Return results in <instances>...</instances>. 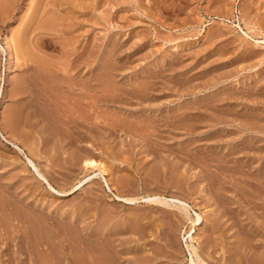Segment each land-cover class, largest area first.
Instances as JSON below:
<instances>
[{"label": "rangeland", "instance_id": "1", "mask_svg": "<svg viewBox=\"0 0 264 264\" xmlns=\"http://www.w3.org/2000/svg\"><path fill=\"white\" fill-rule=\"evenodd\" d=\"M87 86L105 113L81 141L69 116L89 124ZM70 104L85 111L75 117ZM79 144L104 167L73 158ZM261 145L264 0H0V264H189L184 233L195 226L149 196L204 216L195 228L210 264H248L255 253L235 244L257 239L264 250V228L250 224L264 205L231 181L254 175L229 151Z\"/></svg>", "mask_w": 264, "mask_h": 264}, {"label": "bare ground", "instance_id": "2", "mask_svg": "<svg viewBox=\"0 0 264 264\" xmlns=\"http://www.w3.org/2000/svg\"><path fill=\"white\" fill-rule=\"evenodd\" d=\"M8 1V0H7ZM53 1V0H52ZM59 1V0H58ZM63 2V1H62ZM62 5V4H61ZM60 6V5H59ZM2 7V6H1ZM52 21V20H51ZM47 25V24H46ZM10 35H12V33L10 34ZM7 36L6 37V43L4 44V45H2V50H3V52L2 53H5L6 55H7V58H8V70L9 71H11L12 70V68L14 67V65H15V61H16V59H17V56H18V54H17V50L16 51H13V42L14 41H12V37L11 36ZM19 42V41H18ZM21 43V42H20ZM19 44V43H18ZM23 45V44H22ZM19 46H20V44H19ZM21 48V47H20ZM23 48V47H22ZM42 71V70H41ZM43 71H45V70H43ZM42 73H44V72H42ZM45 73H46V71H45ZM45 75V74H44ZM47 76V75H46ZM56 76H57V74H56ZM58 76H60V75H58ZM152 76V75H151ZM153 77V76H152ZM44 78V77H43ZM164 78V77H163ZM57 79V78H56ZM42 80V79H41ZM49 82H50V80H49ZM74 82H77V81H74ZM64 83V82H63ZM69 83H71V82H69ZM73 83V82H72ZM175 83V82H174ZM182 83V82H181ZM75 84V83H74ZM79 84H81V83H79ZM94 84V83H93ZM93 84H91L90 83V85L92 86ZM37 85H39V84H37ZM53 85V84H52ZM78 85V84H77ZM89 85V84H88ZM62 86V85H61ZM94 86V85H93ZM92 86V87H93ZM49 87V86H48ZM60 87V86H59ZM88 87V86H87ZM86 87V88H87ZM41 88V87H40ZM44 88V87H43ZM65 88V87H64ZM75 88V87H74ZM85 88V87H84ZM85 88V89H86ZM91 88V87H90ZM89 87H88V89H90ZM247 88V87H246ZM245 88V89H246ZM251 88V87H250ZM37 89V88H36ZM46 89V88H45ZM61 89V88H60ZM73 89V88H72ZM72 89H71V91L70 90H67V91H69V92H73L72 91ZM87 89V90H88ZM35 90V89H34ZM39 90V89H38ZM38 90L36 91V92H38ZM50 90V89H49ZM64 90V89H63ZM75 90H76V88H75ZM80 90H82V89H80ZM84 90V89H83ZM91 90V92L88 94V95H86V93L85 92H87V91H85L84 92V97H86V99H87V96H89V101L88 100H86V101H88L87 102V104H85V105H87L88 107H89V109H86V108H84V109H86V111L87 110H90V113L88 112V114H89V118L87 117V115L85 114V115H83L82 114V112H84L85 110H83V108H80V107H82V106H78L81 110L80 111H82L81 112V114H79L80 113V111H78L77 109H78V107H76V106H71L72 104H70L69 106H71L70 107V109L68 108V107H66V110L69 112H73L74 113V116H75V111L77 110L79 113V117L81 116V115H83L84 116V118H86L87 117V121H88V119H90V117H91V120H89L90 122H89V124H82V123H77V120L71 115V116H69L70 118H71V122L73 123V125H76V126H74V127H79V128H81V130H80V132L82 131V134H80L79 132H77V134H78V140L80 139L81 141H83V139H85L86 140V138H84V136L85 135H83V134H85V132H91V130H92V132H94L93 131V129L92 128H96L97 127V122L95 121V119H98V117H99V112L98 111H101L102 112V110H98V107H99V104H100V102H99V98H98V96L95 94V89H90ZM244 90V89H243ZM242 90V91H243ZM33 91V90H32ZM44 91V90H43ZM60 91V90H59ZM78 91V90H77ZM247 91H248V89H247ZM65 91H63V94H66V92L64 93ZM75 92V91H74ZM81 92H83V91H81ZM134 92V91H133ZM245 92V91H244ZM243 92V93H244ZM249 92H250V90H249ZM39 93V92H38ZM37 93V94H38ZM129 93V92H128ZM236 93V92H235ZM240 93H241V91H240ZM257 93V92H256ZM36 94V95H37ZM57 94V93H56ZM55 94V95H56ZM75 94H76V92H75ZM130 94V93H129ZM131 94H133V93H131ZM135 94V93H134ZM222 94V93H221ZM220 94V95H221ZM248 94H250V93H248ZM257 94H259V92L257 93ZM262 94V93H261ZM36 95L34 96V97H36ZM54 95V96H55ZM68 95V94H67ZM73 95V94H72ZM81 95H83V93H81ZM80 95V97L81 98H83V96H81ZM100 95V94H99ZM39 96V95H38ZM60 96V95H59ZM76 96L78 97L77 99H79L80 97H79V95L78 94H76ZM102 96V95H101ZM40 97V96H39ZM75 97V96H74ZM133 97V96H132ZM33 98V97H32ZM43 98V97H42ZM61 98H62V96H61ZM63 98H68L67 96H65V97H63ZM81 98H80V101H81ZM103 98H104V96H103ZM34 99V98H33ZM45 99V98H44ZM70 99V98H69ZM73 99V98H72ZM105 99V98H104ZM218 99V98H217ZM40 100V99H39ZM48 100H49V98H48ZM71 100V99H70ZM69 100V101H70ZM68 101V102H69ZM83 101V100H82ZM81 101V105H82V102ZM33 102V101H32ZM39 102H41V101H39ZM67 102V101H66ZM68 102H67V104H68ZM70 102H72V101H70ZM75 102V101H74ZM123 102V101H122ZM202 102V101H201ZM53 103V102H52ZM85 103V102H84ZM108 103V102H107ZM199 103V102H198ZM57 104V103H56ZM63 104L64 103H62L61 105L63 106ZM66 104V103H65ZM65 104H64V107H65ZM75 104H76V102H75ZM78 104V103H77ZM76 104V105H77ZM102 104V103H101ZM109 104V103H108ZM192 104V103H191ZM60 105V104H59ZM79 105V104H78ZM84 104H83V106H85ZM193 105V104H192ZM36 106V105H35ZM47 106V105H46ZM107 106V105H106ZM109 106V105H108ZM188 106H189V104H188ZM191 106V105H190ZM203 106H204V104H203ZM202 106V107H203ZM210 106V105H209ZM44 108V107H43ZM103 108V107H102ZM220 108V107H219ZM231 108V107H230ZM45 109V108H44ZM44 109H40L41 111L42 110H44ZM47 109V108H46ZM218 109V108H217ZM14 110V109H13ZM37 110H39V109H37ZM48 110V109H47ZM64 110V109H63ZM112 110V109H111ZM221 110V109H220ZM228 110H231V109H228ZM227 110V111H228ZM105 111V110H104ZM103 111V112H104ZM16 112V111H15ZM43 112V111H42ZM45 112V111H44ZM102 112V113H103ZM107 112H108V110H107ZM106 112V113H107ZM111 112V111H110ZM232 112V111H231ZM37 113V112H36ZM41 113V112H40ZM65 113H66V111H65ZM105 113V112H104ZM103 113V114H104ZM123 113V112H122ZM229 113V112H228ZM239 113V112H238ZM14 114V113H13ZM38 114V113H37ZM44 114H46V113H44ZM50 114V113H49ZM77 114V113H76ZM101 114V113H100ZM108 114V113H107ZM177 114V113H176ZM236 114V113H235ZM253 114V113H252ZM252 114H249V115H251L252 116ZM39 115V114H38ZM68 115H69V113H68ZM67 115V116H68ZM174 115V114H173ZM231 115V114H230ZM241 115H242V113H241ZM244 115V114H243ZM256 115V114H255ZM44 116V115H43ZM49 116V115H48ZM82 116V117H83ZM101 116V115H100ZM257 116V115H256ZM76 117V116H75ZM131 117V116H130ZM172 116L170 115V118H171ZM174 117V116H173ZM188 117H189V115H188ZM191 117V116H190ZM195 117V116H194ZM257 117H259V116H257ZM83 118V119H84ZM169 118V119H170ZM48 119V118H47ZM165 119V118H164ZM173 119V118H172ZM178 119V118H177ZM188 119V118H187ZM187 119H185V120H187ZM191 119V118H190ZM44 120V119H43ZM50 120V119H49ZM82 120V119H81ZM81 120H79V121H81ZM131 120V119H130ZM189 120V119H188ZM192 120V119H191ZM194 120V119H193ZM45 121H46V118H45ZM69 121V120H68ZM83 121V120H82ZM160 121V120H159ZM168 122H169V120H167ZM184 121V120H183ZM49 122V121H48ZM70 122V121H69ZM130 122V121H129ZM163 122V121H162ZM184 122H186V121H184ZM188 122V121H187ZM46 123V122H45ZM72 123H70V124H72ZM156 123V122H155ZM159 123V122H158ZM157 123V124H158ZM165 123H166V121H165ZM190 123V122H189ZM47 124V123H46ZM160 124H161V121H160ZM172 125V124H171ZM191 126V125H190ZM207 126V125H206ZM54 127V126H53ZM73 127V128H74ZM131 127V126H130ZM133 127H135V126H133ZM245 127L246 128H248V129H251L252 128V130L254 131V129H253V127L252 126H250V125H247V124H245ZM70 129H71V127H69ZM76 128V129H77ZM98 128V127H97ZM103 128H105V127H103ZM132 128V127H131ZM135 128H137V127H135ZM203 128V127H202ZM54 129V128H53ZM69 129V130H70ZM126 129V128H125ZM132 129H134V128H132ZM62 130V129H61ZM72 130V129H71ZM257 130V129H256ZM60 131V130H59ZM68 131V130H67ZM74 131H76V130H74ZM137 131H139V130H137ZM146 131V130H145ZM148 131V130H147ZM64 132V131H63ZM150 132V131H149ZM59 133V132H58ZM75 133V132H74ZM127 133V132H126ZM152 133V132H151ZM90 134V133H89ZM66 135V134H65ZM73 135V134H72ZM93 135V134H92ZM135 135V134H134ZM64 136V135H63ZM74 136H76V135H74ZM16 137V136H15ZM7 138V137H6ZM77 138V137H76ZM76 138H75V140H76ZM59 139H60V137H59ZM77 140V141H78ZM65 141V140H64ZM89 141V140H88ZM8 142H11L13 145H15L16 147H20V145H19V143H18V141H16V140H14V138H13V140H10V141H8ZM73 142H75V141H73ZM72 142V140H71V143H73ZM238 143V142H237ZM240 143H242V142H240ZM34 144V143H33ZM71 145V144H70ZM73 145V144H72ZM74 145H76V144H74ZM249 145V144H248ZM68 146H69V144H68ZM245 146V145H244ZM34 147V146H33ZM76 147V146H75ZM83 147V145H78L77 146V148L76 149H74V150H72V151H69L70 152V154H72V156H73V158H76L77 160H79V161H81V162H83L86 166H92V167H94L95 165H98V164H100L101 165V167L103 168L104 167V165L103 164H101L98 160H96L93 156H91V154H88V152H86L85 150H84V148H82ZM250 146H247L246 148L244 147V148H240V149H234V150H230L229 152L230 153H232L233 152V154H236V153H238V152H241V153H244V157H247V167L250 169V174H252V175H254V178H255V180H254V178L252 177V179L253 180H248V179H242V178H240V177H236L235 176V178L233 179V178H231V181L232 182H236V183H238V184H242L243 185V187H245V190L246 191H248V192H250L251 193V195H253V197L256 199V201H255V203L256 202H260V200L262 201V203H263V205H264V181H262L263 180V174H264V161L263 162H261L260 163V161H259V164H258V162H257V164H255L256 163V159L257 160H260V158L262 159V158H264V145H261V147H259V148H256V149H254V150H252L251 149V147L249 148ZM253 148V147H252ZM255 148V147H254ZM71 150V149H70ZM198 150V149H197ZM68 150H66V152H67ZM185 151V150H184ZM200 151V150H199ZM209 151V150H208ZM214 151V150H213ZM222 151V150H221ZM193 152H195V151H193ZM211 152V151H210ZM217 152V151H216ZM187 153V152H186ZM191 155V154H190ZM189 155V156H190ZM228 155V154H227ZM192 156V155H191ZM194 156V155H193ZM195 157V156H194ZM254 157H256V159L254 160L253 158ZM224 159V158H223ZM187 160V159H186ZM193 160V159H192ZM198 160V159H197ZM225 160V159H224ZM227 160V159H226ZM229 160V159H228ZM227 160V161H228ZM28 161H29V164H31L32 166H33V170H34V172H36V174L39 176V177H41L47 184H48V186L50 187V188H52L53 190H55V191H57V192H63L62 190L61 191H59L51 182H50V180L47 178V176L43 173V171L41 170V168L39 167V165H37V163L30 157V156H28ZM98 161V162H97ZM102 161V160H101ZM232 161V160H231ZM193 162V161H192ZM194 163V162H193ZM200 164V163H199ZM208 164H209V162H208ZM238 164H239V162H238ZM241 164V163H240ZM220 165V164H219ZM219 165H218V167H219ZM237 165V164H236ZM243 165V164H242ZM245 165V164H244ZM225 166H227V165H225ZM238 166L239 165H237V168H238ZM228 167V166H227ZM226 167V168H227ZM210 168H212V167H210ZM220 170L222 169V168H219ZM223 169H225V168H223ZM222 169V170H223ZM234 169V168H233ZM244 169V168H243ZM219 170V171H220ZM226 170H229L228 168L227 169H225V171H224V173H226ZM236 170V169H235ZM238 170V169H237ZM236 170V171H237ZM245 170V169H244ZM243 170V171H244ZM104 171V170H103ZM222 171V172H223ZM241 171V170H240ZM247 171V170H246ZM245 171V172H246ZM212 172V171H211ZM229 172V171H228ZM237 173H238V171H237ZM244 173V172H243ZM215 174H216V172H215ZM220 174V173H219ZM218 174V175H219ZM247 174V173H246ZM211 175H212V173H211ZM210 175V176H211ZM228 175V174H227ZM213 176V175H212ZM230 176H232V175H230ZM215 177H216V175H215ZM220 177V176H219ZM234 177V176H233ZM263 177V178H262ZM217 178H218V176H217ZM261 178H262V180H261ZM214 180V179H213ZM216 180V179H215ZM257 180V181H256ZM82 182V181H81ZM228 183H230V182H228ZM233 183V184H234ZM79 184H81V183H78L77 184V186H79ZM109 184V188L112 190V186H111V184L110 183H108ZM210 185H212V184H210ZM209 185V186H210ZM232 185V184H231ZM227 186V185H226ZM228 186H230V185H228ZM239 186V185H238ZM216 187V186H215ZM73 188H76V185H75V187H73ZM230 188H231V186H230ZM243 189V188H242ZM241 189V190H242ZM229 191V190H228ZM239 191V190H238ZM215 192V191H214ZM115 195L117 196V198H119V199H121V200H125V201H130V202H134L135 201V197H130V196H124V195H122V194H117V193H115ZM241 195V194H240ZM241 197H242V195H241ZM141 199V198H140ZM144 199H148V200H155V201H161L162 203H165V204H169V205H174V206H178L181 210H183V212H184V214L187 216V218H189L190 219V221H191V223L196 227V225H201V223H203L204 222V216L203 215H201V214H199V213H197V217H192V216H190V209L188 210V207H189V205H187V202L185 201V200H183V199H181V198H177V197H172V198H167V197H163V198H161L160 196H149V197H146V198H144ZM242 199V198H241ZM224 200V199H223ZM226 201V200H225ZM228 201V200H227ZM246 201V200H245ZM249 201V200H248ZM223 202V201H222ZM231 202V201H230ZM228 203H229V201H228ZM246 203V202H245ZM223 204V203H222ZM226 204V203H225ZM252 204V203H251ZM253 205V204H252ZM225 206V205H224ZM260 208V207H259ZM258 208V209H259ZM262 208V207H261ZM255 209V208H254ZM256 209H257V207H256ZM259 211V210H258ZM257 211V212H258ZM227 212V211H226ZM231 212V211H230ZM263 212V211H262ZM259 213V212H258ZM192 215V214H191ZM236 216V215H235ZM233 217V216H232ZM264 217V216H263ZM262 217V218H263ZM235 220V219H234ZM237 220V219H236ZM259 224L258 225H256V223H255V221H253V222H250V224L252 225V228L254 229V231H258V229L259 228H264V218L260 221V222H258ZM191 224V225H192ZM240 225V223L238 224V226ZM237 226V227H238ZM254 226H256V227H254ZM194 227V230L195 231H193V228H192V226H191V228L189 229V230H187V232L186 233H184V238H185V240H186V246H187V249H188V251H189V254H190V263L189 264H210V262L202 255V252H203V250H202V245H201V243H203V239H201L202 237H203V233H201V230L204 228L203 226H199L198 227V230L199 231H197V228H195ZM239 229V228H238ZM240 229H242V226H241V228ZM239 229V230H240ZM246 229V228H245ZM22 230V229H21ZM247 230V229H246ZM242 231V230H241ZM241 231H240V233H241ZM248 232V231H247ZM203 234V235H202ZM234 234H236V232L234 233ZM243 234V233H242ZM246 234V233H245ZM256 234H258L257 236H260V238H261V236L264 234V232H262V231H259L258 233H256ZM248 235H250V234H248ZM252 235V234H251ZM23 236V235H22ZM206 236V235H205ZM256 236V237H257ZM101 238V237H100ZM100 238H98V239H100ZM242 237H240V239H241ZM260 238H258V240H260ZM24 239V238H23ZM102 239V238H101ZM206 238H204V240H205ZM210 239V238H209ZM246 239V238H245ZM253 240L255 239L254 238V236H253V238H252ZM252 239H251V241H252ZM32 240V239H31ZM212 241H214V240H212ZM245 240H239L238 239V241H237V244H235V246L236 245H238V248L239 249H241V250H244V249H246V250H248V251H252V252H254L255 254L253 255V257H250L249 255L247 256V258H248V264H264V250H262V245H261V242H257V239L256 240H254L255 241V243H249L248 245L244 242ZM250 241V242H251ZM243 242V243H242ZM248 242V241H247ZM33 243V242H32ZM246 244V246H245V244ZM34 244V243H33ZM32 244V245H33ZM31 245V246H32ZM35 245V244H34ZM36 247V246H35ZM34 247V248H35ZM24 248V247H23ZM37 248V247H36ZM208 248V247H207ZM25 249V248H24ZM67 249V248H66ZM204 249H205V246H204ZM36 250V249H35ZM39 250L40 249H38V252H39ZM26 251V250H25ZM228 251V250H227ZM28 253V252H27ZM114 253V252H113ZM9 254H10V252H9ZM37 254V253H36ZM86 254V253H85ZM246 254H247V252H246ZM43 255V254H42ZM45 255H47V254H45ZM72 255V254H71ZM114 255V254H113ZM41 256V255H40ZM76 256V255H75ZM87 256V255H86ZM36 257H37V255H36ZM45 257H47V256H45ZM73 257H74V255H73ZM100 257H102V256H100ZM231 257V256H230ZM229 257V258H230ZM109 259H110V257H109ZM228 259V258H227ZM236 259V258H235ZM24 260V259H23ZM39 260V259H38ZM76 260V259H75ZM101 260V259H100ZM231 260V259H230ZM233 260H234V258H233ZM12 261V260H11ZM15 261V260H14ZM27 261V260H26ZM33 261V260H32ZM31 261V262H32ZM237 261V260H236ZM9 262H10V260H9ZM73 263V262H72ZM105 263V262H104ZM218 263V262H217ZM239 263V262H238Z\"/></svg>", "mask_w": 264, "mask_h": 264}]
</instances>
